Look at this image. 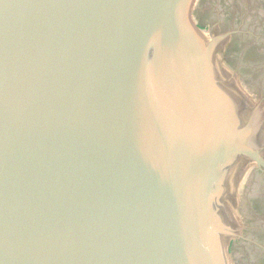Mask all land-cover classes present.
<instances>
[{"label":"water","instance_id":"water-1","mask_svg":"<svg viewBox=\"0 0 264 264\" xmlns=\"http://www.w3.org/2000/svg\"><path fill=\"white\" fill-rule=\"evenodd\" d=\"M176 4L0 0V264H221V172L264 157Z\"/></svg>","mask_w":264,"mask_h":264},{"label":"rangeland","instance_id":"rangeland-1","mask_svg":"<svg viewBox=\"0 0 264 264\" xmlns=\"http://www.w3.org/2000/svg\"><path fill=\"white\" fill-rule=\"evenodd\" d=\"M176 8L191 44L215 42L219 61L205 75L233 110L253 111V152L264 157V0H177ZM221 177L224 220L214 238L221 264H264V171L240 151Z\"/></svg>","mask_w":264,"mask_h":264}]
</instances>
